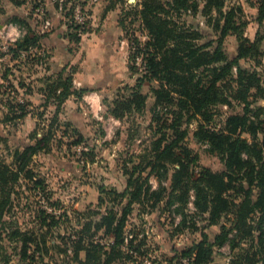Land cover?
I'll list each match as a JSON object with an SVG mask.
<instances>
[{"label": "rangeland", "instance_id": "374dc122", "mask_svg": "<svg viewBox=\"0 0 264 264\" xmlns=\"http://www.w3.org/2000/svg\"><path fill=\"white\" fill-rule=\"evenodd\" d=\"M0 1L1 6H6L7 10L15 8L9 0ZM18 1L25 2L26 8L22 10H29L37 15L34 19L38 24L49 21L50 17L45 12V1ZM158 1L159 5L170 12V17H161L171 20L179 31L186 32L188 36L193 34L195 40L190 41H195L198 46H207V51L217 47L221 28L216 29L214 25L218 22L222 27L223 18L216 7L207 8L208 0H192L190 9L182 10L181 13H176L174 7L168 4L174 0ZM261 1L263 0H225L221 11L228 13L235 9L234 21L243 25V38L253 42L257 38L260 40L256 56L253 59H242L240 64L243 69L259 73L264 81V21L262 24L258 21ZM144 2L145 0H64L60 13L62 21L69 29L67 37L78 35L81 40L84 36L89 37L88 42L96 48L98 43L109 47V40L116 35L118 54L127 59L128 75L122 82L107 86L109 92H105L106 95L101 100L103 110L92 121H81V124L63 121L64 109L61 108L58 122L52 128L54 137L50 146L34 155L31 160L29 169L34 173V182L27 179L24 173L15 186L16 195H12V209L6 211L4 217L5 228H19L22 233L35 231L33 239L42 248L37 251L35 243L28 245L27 260L34 258V264H83L92 245L102 248L103 251H110L114 239L111 235H106L105 229H98L97 225L112 209L119 217L123 215L122 211L129 205L131 198L128 195L122 198L120 195L127 188L135 187L130 185L131 179L138 185L149 181L151 192L158 190L160 184L170 188L175 170L172 169L168 174V181L162 183L154 174L149 175L148 169L141 172L144 167L141 157L146 153L144 149L157 132V122L152 121V111L155 106L153 89L160 85L159 82L145 83L141 88V96L146 97V105L141 110L136 106L122 119L111 114L115 100L119 97L127 99L134 94L138 90V79L147 73L148 45L152 38L141 16ZM42 10L44 13L41 14ZM81 40L79 43L74 42L72 49H78ZM239 43L236 35L230 34L225 38L223 48L229 59L238 56ZM7 44L9 42L5 44L6 49L0 51V162L11 166L15 153L22 152L23 147L33 143L30 135L36 129L39 128V138L49 133L57 108L51 99V105L46 109L39 106L38 109L27 110L31 113L32 122L27 120L29 116L17 119L20 110H15L16 106L12 103L26 99V90L22 86H31L30 80L33 79L29 76L26 78V75L47 71L45 59L50 54L43 53L38 59L33 55L39 56V49H32L29 55L24 53L20 60L13 61ZM149 49L153 51L152 48ZM63 71L65 76H73L76 68L67 67ZM234 72L236 73V69ZM17 87L22 92H15ZM79 91L84 92L83 96L89 92L86 89ZM111 92L115 94L113 100L108 99ZM256 93L253 90L250 94L252 109L264 108V97H254ZM242 112V107L234 103L231 108L221 105L214 109L216 114ZM218 119L219 115L216 117ZM184 122L183 128L188 132L185 144L197 158L195 176L200 175L202 167L215 173L222 172L224 161L218 154L209 152L207 144L199 143L194 137L203 121L193 119ZM223 126L224 120L220 119L211 121L208 127L219 131ZM243 137L250 140L246 134ZM262 138L261 134L260 139ZM79 140L80 143L75 144ZM37 180L43 182L45 190L35 189L34 183ZM111 191L119 197H114ZM194 195L193 192L190 193L187 206V212L192 215L197 212ZM253 196H256V191ZM115 198L118 199L113 201ZM166 200L167 198L154 208L151 207L153 202H148L147 206L140 202L142 200L132 204V213L127 218L124 241L120 248L125 259L124 262L118 261L115 264H188L183 253L201 241V233L213 242L220 233L221 226L232 227L230 221L222 220L219 225L209 226L204 219L198 218V230H182V216L174 212L176 206L171 212L164 210ZM42 212L55 216L59 223L52 228H43ZM8 230L0 235V264H5L7 260L8 264H27L28 262L23 261L26 256L22 252V242L10 238ZM256 233L254 237L260 234ZM249 246L250 243L245 242L236 250L231 249L229 243L215 247L213 264H235L239 262L237 257L241 250ZM127 256L129 259H126Z\"/></svg>", "mask_w": 264, "mask_h": 264}, {"label": "trees", "instance_id": "16d2710c", "mask_svg": "<svg viewBox=\"0 0 264 264\" xmlns=\"http://www.w3.org/2000/svg\"><path fill=\"white\" fill-rule=\"evenodd\" d=\"M9 1L18 8L25 5L22 1ZM191 1L174 0L168 4L174 7L176 13H181L182 10L190 9ZM224 2L225 0H208L207 3L208 9L216 7L223 18L222 27L218 22L214 25L216 29L221 28V33L217 47L210 51L206 50L207 46H198L195 41H190L195 40L193 34L188 36L186 32L179 31L171 20L163 19L161 16L165 15L168 18L170 12L159 5L158 0H145L143 3L141 16L152 38L148 45L147 73L138 79V90L134 94L127 99L119 97L115 100L111 114L115 118L122 119L136 106L141 110L146 105V97L140 94L141 88L145 83L158 81L160 85L153 89L155 106L152 111V121L157 122V132L144 149L146 153L141 157V163L144 164L141 172L148 169L149 175L154 174L160 183L168 181V174L172 169L175 172L170 188L160 184L159 189L152 192L149 181L138 185L131 179L130 185L135 187L127 188L125 193L120 195L122 198L126 195L131 198L129 205L122 211L123 215L119 217L112 209L97 225L98 229H105L106 235L113 237L114 243L110 251H103L102 248L92 245L87 251L86 262L83 264L124 262L125 255L120 248L124 241L127 218L132 213V204L142 200L140 202L144 206H147L148 202H153L151 207L154 208L166 198L164 210L171 212L176 206L174 212L182 216L180 226L182 230H198V218L204 219L209 226L219 225L222 220L231 223L230 228L226 225L221 226V231L213 242H210L207 235L201 233L203 234L201 241L183 253L188 264H213L215 247L229 243L231 249L236 250L245 242L250 243V246L247 249L241 248V253L237 257L239 262L235 264H264V108L252 109L250 100L253 90L257 92L254 97H264V81L259 73L243 69L240 64L242 59H253L256 56L260 40L257 38L253 42L243 38V25L234 21L236 10L223 13L221 9L224 7ZM2 10L0 1V14L3 13ZM258 21L260 24L264 21V0L260 3ZM8 23L18 25L27 31L20 40L9 46L13 61L20 60L24 53L29 55L32 49H42L45 35L32 30L26 19L13 17ZM230 34L236 35L240 41L238 56L235 59H229L223 48V42ZM80 38L81 36L76 35L69 39L73 43H79ZM33 56L41 58L38 55ZM47 56L50 58L49 55ZM26 86H22L26 90L25 96L31 91L30 86ZM46 90L47 99L41 109L50 106L51 99L57 108L51 130L47 135L39 138V128L36 129L30 135L33 143L23 147L22 152L15 153L14 163L11 166L0 162V235L8 230L5 228L4 217L6 211L12 209V195H16L15 186L20 181L21 175L25 173L26 178L34 182V173L29 169L33 156L50 146L54 137L52 128L58 122L64 103L71 96L81 99L84 93L74 89L73 76H65L64 71L59 73L57 79L50 78L46 81ZM15 92H19L18 87L15 88ZM232 103L241 106L243 112L214 113L216 107L222 105L231 108ZM12 104L16 106L12 108L20 110L17 119L30 116L31 113L27 110L34 108L27 99ZM217 115H219L218 120H216ZM193 119L203 121L194 133L195 139L199 143L207 144L209 152L220 156L224 161L222 172L215 173L202 167L200 175L195 176L197 158L185 144L188 132L183 128L184 121ZM220 119L224 120L222 129L216 131L208 127L211 121ZM66 126L70 128L69 124ZM245 134L250 140L243 137ZM261 134L262 139H260ZM76 136L80 137L79 134ZM79 143L80 140L75 144ZM34 184L35 189L45 190L41 180H37ZM191 192L195 194L194 206L197 211L195 215L187 212ZM110 193H113L114 197H119L113 191ZM41 222L43 228H52L59 223V220L42 212ZM8 231L10 238L22 242V252L26 256L23 261L34 264V258L27 260L28 245L33 242L37 245V251L42 248L41 244L33 239L35 231L22 233L19 228L13 229V227ZM256 232L260 234L254 237ZM103 256H105L104 260ZM126 259L129 257L127 256ZM5 264H8V260Z\"/></svg>", "mask_w": 264, "mask_h": 264}, {"label": "crops", "instance_id": "0c3cea01", "mask_svg": "<svg viewBox=\"0 0 264 264\" xmlns=\"http://www.w3.org/2000/svg\"><path fill=\"white\" fill-rule=\"evenodd\" d=\"M3 13L0 14V45L2 51L6 43L9 46L20 40L25 34L26 29L18 25L8 23L13 17L28 20L32 30L41 35H45L42 40V49L38 51L39 56L50 54L46 58L47 71H42L36 75H26L31 77V91L27 94L26 99L32 103L34 108L41 107L47 99L46 81L55 80L59 77V72L65 68H76L73 75V87L76 90L86 89L89 92L81 99L71 96L63 105V121H70L74 124H81V121H92L100 116V110H103L101 100L108 93L112 83L115 85L122 82L128 75L127 59L119 56L117 49V38L112 37L109 42L110 46L98 43L96 48L94 44L88 42L89 37H82L78 49H72L74 43L67 37L68 28L61 19V13L55 0H45V12L50 17V25L47 22L38 24L29 10H22L26 5L15 7L13 10H7L2 6ZM33 18H28L30 16ZM88 42V43H87ZM103 42V41H102ZM37 50V49H36ZM32 52V51H31ZM120 59V62L118 60ZM22 92V90H19ZM24 91V90H23ZM110 98V99H109ZM115 94L110 93L109 100H113ZM29 119V120H28ZM31 116L27 118L29 122ZM26 121V122H28Z\"/></svg>", "mask_w": 264, "mask_h": 264}, {"label": "built area", "instance_id": "2783aa9c", "mask_svg": "<svg viewBox=\"0 0 264 264\" xmlns=\"http://www.w3.org/2000/svg\"><path fill=\"white\" fill-rule=\"evenodd\" d=\"M63 3H64V0H56V4H57V6H58V8H59V11H61V10L63 9ZM42 13H44V10H42L41 14H42ZM46 22H47V21H46ZM46 24H47V26L50 25L49 22H47ZM8 48H9V46L7 47V49H8ZM3 49L5 50V49H6V46H4ZM20 102H22V101H20Z\"/></svg>", "mask_w": 264, "mask_h": 264}]
</instances>
